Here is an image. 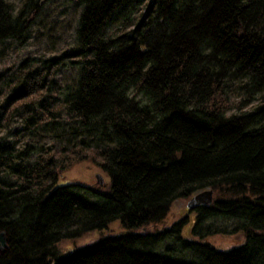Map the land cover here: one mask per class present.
I'll return each mask as SVG.
<instances>
[{"label":"trees","instance_id":"16d2710c","mask_svg":"<svg viewBox=\"0 0 264 264\" xmlns=\"http://www.w3.org/2000/svg\"><path fill=\"white\" fill-rule=\"evenodd\" d=\"M46 1L0 0V41L24 40ZM73 1L61 55L0 72V131L18 114L29 132L67 131L20 145L17 129L0 136V264H264V0ZM65 61L76 70L62 88ZM81 159L108 180L59 183ZM207 187L191 224L166 222L174 199ZM213 215L238 218L243 240L202 237ZM113 219L124 231L56 252Z\"/></svg>","mask_w":264,"mask_h":264},{"label":"rangeland","instance_id":"374dc122","mask_svg":"<svg viewBox=\"0 0 264 264\" xmlns=\"http://www.w3.org/2000/svg\"><path fill=\"white\" fill-rule=\"evenodd\" d=\"M80 4L73 0H47L42 4L36 17L32 20L24 40L20 41L16 38H7L0 41V72L7 67H12L24 56H33L36 59H45L51 56H59L64 49L71 45L74 41V28L80 11ZM75 63L65 61L61 69L55 75L57 83L63 88L64 84H72L75 74ZM77 65V64H76ZM5 94L0 92V113L2 112V104ZM1 119V115H0ZM63 125H50L55 128L39 127L35 131L29 132L25 127L23 117L18 114L12 119L7 129L0 131V136L4 139H12L14 130H18V142L22 144L26 140L34 141H58L64 140L67 131ZM96 172H100L103 176V182L108 180L105 172L92 161L81 159L68 168L60 172L59 183L69 181H82L87 184L96 186ZM97 186L102 187L101 184ZM98 189L97 187H94ZM186 197H178L171 202L169 212L166 216V222L170 223L182 216H186L184 222L191 224L194 217V207L189 208L186 204ZM240 220L236 217H227L223 215H213L205 219L203 224L210 225V233L205 234L206 240L212 242L217 247H228L237 244L243 240V235L234 226ZM188 224V225H189ZM190 228V227H189ZM186 227L185 234L189 235ZM124 227L118 219H113L100 229H91L80 235L71 238H65L55 243V250L58 254L70 252L75 246L95 239L99 234H109L111 232H122ZM171 239H165L168 243ZM164 243V241H163ZM165 243V244H166Z\"/></svg>","mask_w":264,"mask_h":264},{"label":"water","instance_id":"95a60500","mask_svg":"<svg viewBox=\"0 0 264 264\" xmlns=\"http://www.w3.org/2000/svg\"><path fill=\"white\" fill-rule=\"evenodd\" d=\"M95 175L97 183H102L103 176L101 175V173L96 172ZM210 201H212V189L207 187L189 195L186 204L189 208H191L197 206L198 204H207ZM6 240L7 237L5 230L0 229V250H2L7 245Z\"/></svg>","mask_w":264,"mask_h":264}]
</instances>
